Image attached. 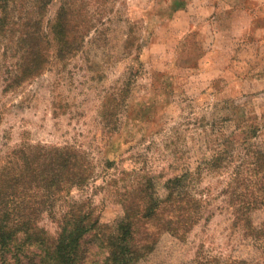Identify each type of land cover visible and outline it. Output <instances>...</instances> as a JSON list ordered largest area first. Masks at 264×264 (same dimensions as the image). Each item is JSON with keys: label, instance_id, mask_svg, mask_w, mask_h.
Masks as SVG:
<instances>
[{"label": "rangeland", "instance_id": "rangeland-1", "mask_svg": "<svg viewBox=\"0 0 264 264\" xmlns=\"http://www.w3.org/2000/svg\"><path fill=\"white\" fill-rule=\"evenodd\" d=\"M9 6L0 28V172L39 146L75 149L88 166L86 179L40 216L50 241L63 212L81 205L99 226L83 236L77 258L105 264L103 239L125 216L124 193L143 186L164 195L185 174L197 219L182 236L160 234L138 264H264V233L236 210L257 201L249 214L256 228L264 222V0ZM64 10L75 43L61 51ZM23 18L37 20L42 37L37 72L22 65ZM4 255L0 264L49 263L37 246Z\"/></svg>", "mask_w": 264, "mask_h": 264}, {"label": "trees", "instance_id": "trees-1", "mask_svg": "<svg viewBox=\"0 0 264 264\" xmlns=\"http://www.w3.org/2000/svg\"><path fill=\"white\" fill-rule=\"evenodd\" d=\"M11 1L0 0L3 11L0 28L4 30L9 24ZM35 6L37 8V2ZM68 14L61 11V21L56 26L63 42L61 51L72 49L75 43L72 36H68L71 30ZM32 19H22L27 31L22 30L21 38L28 44V50L21 57L28 73L37 72L41 63L42 37L35 31L37 20L32 22ZM21 158L22 163L17 168L5 167L0 172V251L3 257H6L4 253L16 256L26 246H37L44 251L48 264H80L76 255L80 241L87 232L99 226L98 220L91 218L92 211L81 205L64 211L59 217L57 236L51 241L38 221L53 206L58 195L86 179L88 166L78 163L76 150L70 148L39 146L33 152L25 151ZM185 177L183 174L170 179L164 195L143 186L138 191L124 193L125 216L103 239L108 249L105 264H138L155 250L163 232L178 237L184 234L199 212L198 200L188 188L190 181L184 183ZM262 196L264 200V187ZM256 204L257 201L242 200L237 203L236 210L241 212L240 217L249 229L264 233V222L256 228L249 214L257 208Z\"/></svg>", "mask_w": 264, "mask_h": 264}]
</instances>
